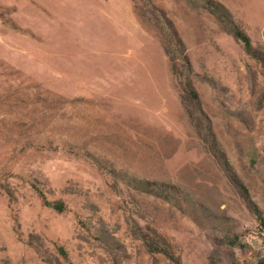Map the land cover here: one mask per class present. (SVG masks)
<instances>
[{"label": "rangeland", "instance_id": "374dc122", "mask_svg": "<svg viewBox=\"0 0 264 264\" xmlns=\"http://www.w3.org/2000/svg\"><path fill=\"white\" fill-rule=\"evenodd\" d=\"M257 211L264 0H0V264H264Z\"/></svg>", "mask_w": 264, "mask_h": 264}, {"label": "trees", "instance_id": "16d2710c", "mask_svg": "<svg viewBox=\"0 0 264 264\" xmlns=\"http://www.w3.org/2000/svg\"><path fill=\"white\" fill-rule=\"evenodd\" d=\"M234 34L239 40H241L245 44L246 50L251 53L253 51V47H252V43H251L250 37L247 34H245L239 27L235 28ZM185 88H186V90H188L189 86H187ZM55 207L58 210H63L64 209V204L63 203H57L55 205ZM257 212H258L259 220L261 221V223L264 224V221H263V218H262L260 212L259 211H257ZM178 264H181L180 261H178Z\"/></svg>", "mask_w": 264, "mask_h": 264}]
</instances>
